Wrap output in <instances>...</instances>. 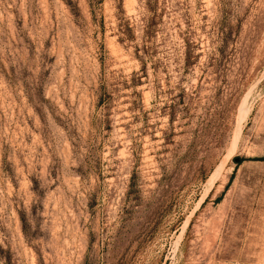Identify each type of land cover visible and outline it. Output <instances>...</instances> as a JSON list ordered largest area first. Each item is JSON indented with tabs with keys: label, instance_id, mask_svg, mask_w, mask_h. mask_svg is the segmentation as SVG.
<instances>
[{
	"label": "rangeland",
	"instance_id": "obj_1",
	"mask_svg": "<svg viewBox=\"0 0 264 264\" xmlns=\"http://www.w3.org/2000/svg\"><path fill=\"white\" fill-rule=\"evenodd\" d=\"M0 264H264V0H0Z\"/></svg>",
	"mask_w": 264,
	"mask_h": 264
},
{
	"label": "trees",
	"instance_id": "obj_2",
	"mask_svg": "<svg viewBox=\"0 0 264 264\" xmlns=\"http://www.w3.org/2000/svg\"><path fill=\"white\" fill-rule=\"evenodd\" d=\"M227 187H228V184L225 186V189H227ZM221 196H222V195H221ZM221 196H219V197L216 199V202H219V201H220Z\"/></svg>",
	"mask_w": 264,
	"mask_h": 264
},
{
	"label": "water",
	"instance_id": "obj_3",
	"mask_svg": "<svg viewBox=\"0 0 264 264\" xmlns=\"http://www.w3.org/2000/svg\"><path fill=\"white\" fill-rule=\"evenodd\" d=\"M239 161V159L238 158H235V162H238Z\"/></svg>",
	"mask_w": 264,
	"mask_h": 264
}]
</instances>
